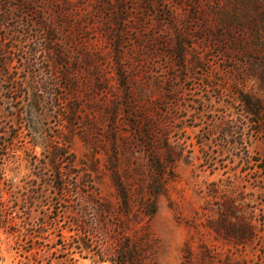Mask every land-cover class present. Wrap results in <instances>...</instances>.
I'll return each instance as SVG.
<instances>
[{"label": "rangeland", "instance_id": "obj_1", "mask_svg": "<svg viewBox=\"0 0 264 264\" xmlns=\"http://www.w3.org/2000/svg\"><path fill=\"white\" fill-rule=\"evenodd\" d=\"M19 1L0 264H264V0Z\"/></svg>", "mask_w": 264, "mask_h": 264}, {"label": "trees", "instance_id": "obj_2", "mask_svg": "<svg viewBox=\"0 0 264 264\" xmlns=\"http://www.w3.org/2000/svg\"><path fill=\"white\" fill-rule=\"evenodd\" d=\"M27 3H28V0H20L17 7L21 8V9H25V7L27 6ZM11 12L12 11H11V7L10 6L5 8L3 21H7V20L10 19ZM0 24H1V21H0ZM45 31H47V30H45ZM246 101L248 102V105L250 107L249 111H251L255 115L256 114L258 115L260 113L261 109H262L261 106L258 103H251L249 100H246ZM56 175H57L56 181H60V180L62 181V174L59 172V170H57ZM116 186H117V189L121 192L123 200L126 202V200H127L126 191L124 190V188L122 187L121 184L117 183ZM56 188L59 191L62 192V191H66V189L68 187H67V184H56ZM88 243H89L88 240H82V244H83L84 247H87ZM116 255H117V259L114 260L116 262V264H125L126 263V260L123 257L124 256V252L118 251V254H116Z\"/></svg>", "mask_w": 264, "mask_h": 264}]
</instances>
